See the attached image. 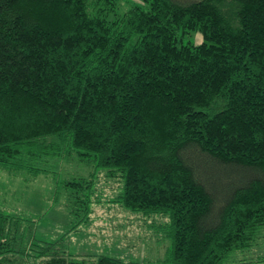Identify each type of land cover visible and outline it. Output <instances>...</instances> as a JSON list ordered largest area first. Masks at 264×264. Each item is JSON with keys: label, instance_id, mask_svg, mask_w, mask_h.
Returning a JSON list of instances; mask_svg holds the SVG:
<instances>
[{"label": "trees", "instance_id": "1", "mask_svg": "<svg viewBox=\"0 0 264 264\" xmlns=\"http://www.w3.org/2000/svg\"><path fill=\"white\" fill-rule=\"evenodd\" d=\"M132 1L0 0V169L37 178L75 153L94 168L66 184L84 220L104 171L110 204L168 218L165 264L257 259L264 0ZM24 222L0 211V264H138L39 245Z\"/></svg>", "mask_w": 264, "mask_h": 264}, {"label": "rangeland", "instance_id": "2", "mask_svg": "<svg viewBox=\"0 0 264 264\" xmlns=\"http://www.w3.org/2000/svg\"><path fill=\"white\" fill-rule=\"evenodd\" d=\"M140 3V0L132 1V4ZM122 6L125 9L130 4L125 2ZM203 42L200 33L184 39L186 44ZM51 169V173L37 178L26 173L14 176L0 169V211L22 218L35 243L59 244L79 258L108 256L138 264L167 262L172 247L168 218L131 214L123 211L117 202L110 204V200L115 201L122 193L119 177L109 178L106 172H98L96 192L91 195L93 212L90 220H84L85 212L73 203L74 189L66 188V184L89 178L94 170L92 164L80 162L74 153ZM78 196L82 198L81 194ZM260 247L264 251V244ZM243 264H264V254Z\"/></svg>", "mask_w": 264, "mask_h": 264}]
</instances>
